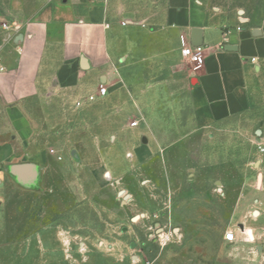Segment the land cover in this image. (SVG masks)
Returning a JSON list of instances; mask_svg holds the SVG:
<instances>
[{"label": "rangeland", "instance_id": "obj_1", "mask_svg": "<svg viewBox=\"0 0 264 264\" xmlns=\"http://www.w3.org/2000/svg\"><path fill=\"white\" fill-rule=\"evenodd\" d=\"M44 1L0 0V17L27 18ZM113 1L127 30L115 43L121 83L38 118L17 150L37 165L35 185L10 174L13 159L0 164V264H264L258 243L225 240L257 158L264 66L249 80V109L209 121L192 97L193 67L159 21L166 0ZM201 1L264 27V0Z\"/></svg>", "mask_w": 264, "mask_h": 264}, {"label": "crops", "instance_id": "obj_2", "mask_svg": "<svg viewBox=\"0 0 264 264\" xmlns=\"http://www.w3.org/2000/svg\"><path fill=\"white\" fill-rule=\"evenodd\" d=\"M113 2L45 0L27 18L0 17V164L24 163L18 160L27 153L17 150L32 142L38 118L75 107L100 84L107 83L110 94L121 83L122 53L115 43L127 30L115 24ZM159 21L174 36L181 57L182 38L194 46L192 31L201 29L197 41L206 60L190 80L197 81L191 93L201 115L212 122L243 115L250 106L249 80L264 66V27L212 14L201 0H166ZM260 129L257 158L243 174L230 230L237 241L256 242L264 252V153L258 149L264 119Z\"/></svg>", "mask_w": 264, "mask_h": 264}, {"label": "built area", "instance_id": "obj_3", "mask_svg": "<svg viewBox=\"0 0 264 264\" xmlns=\"http://www.w3.org/2000/svg\"><path fill=\"white\" fill-rule=\"evenodd\" d=\"M182 58L185 63L192 65L193 71H197L205 64V49L203 46H192L185 38H182ZM0 70H2L1 67ZM109 89L110 87L107 83L100 84L97 89L89 94L84 100L75 102V107L77 109H81L85 104H92L99 99L105 98L109 94ZM130 127L133 129L138 128L139 122H132ZM258 149L260 153H264V141L259 142ZM225 240L229 242H235L237 241V237L234 232L230 231L225 235ZM247 241H249L248 238Z\"/></svg>", "mask_w": 264, "mask_h": 264}, {"label": "water", "instance_id": "obj_4", "mask_svg": "<svg viewBox=\"0 0 264 264\" xmlns=\"http://www.w3.org/2000/svg\"><path fill=\"white\" fill-rule=\"evenodd\" d=\"M201 29L194 28L192 31L193 38H196L194 46H201L202 42L197 41V36L200 34ZM229 50V48L226 47ZM233 49V48H232ZM82 64L85 65V60L82 61ZM192 83V82H191ZM142 141L147 144L148 140L146 137H143ZM10 174L15 177V179L23 185H35L38 181V167L33 163H23V164H14L9 167ZM120 195H123V192H120ZM137 219V218H136ZM135 219V220H136ZM251 234L252 231L248 230Z\"/></svg>", "mask_w": 264, "mask_h": 264}, {"label": "bare ground", "instance_id": "obj_5", "mask_svg": "<svg viewBox=\"0 0 264 264\" xmlns=\"http://www.w3.org/2000/svg\"><path fill=\"white\" fill-rule=\"evenodd\" d=\"M243 231H245L244 229H242ZM248 235L250 236V238L253 240V236H252V233L250 234L248 231H247ZM161 238L164 240L165 237L163 235H161ZM248 238V239H250ZM251 241V240H250Z\"/></svg>", "mask_w": 264, "mask_h": 264}, {"label": "flooded vegetation", "instance_id": "obj_6", "mask_svg": "<svg viewBox=\"0 0 264 264\" xmlns=\"http://www.w3.org/2000/svg\"><path fill=\"white\" fill-rule=\"evenodd\" d=\"M142 142H143V141H142ZM143 143H144V142H143ZM148 143H149V142H148ZM148 143H147V144H148ZM144 144H145V143H144Z\"/></svg>", "mask_w": 264, "mask_h": 264}]
</instances>
